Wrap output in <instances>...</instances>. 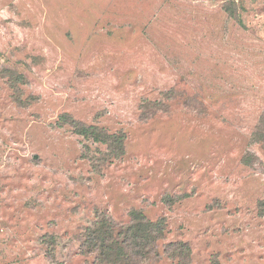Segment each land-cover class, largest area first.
Listing matches in <instances>:
<instances>
[{"label": "rangeland", "instance_id": "1", "mask_svg": "<svg viewBox=\"0 0 264 264\" xmlns=\"http://www.w3.org/2000/svg\"><path fill=\"white\" fill-rule=\"evenodd\" d=\"M133 209L145 264H264V0H0V264H98Z\"/></svg>", "mask_w": 264, "mask_h": 264}, {"label": "trees", "instance_id": "2", "mask_svg": "<svg viewBox=\"0 0 264 264\" xmlns=\"http://www.w3.org/2000/svg\"><path fill=\"white\" fill-rule=\"evenodd\" d=\"M13 71L10 69L9 73ZM155 102L154 108L162 109V103ZM63 116H65L64 119L67 118L73 123L79 134L93 137L100 142L106 141L111 151L121 150L122 152L123 135L97 131V129L79 125L68 114ZM258 137L259 134L254 136L256 141ZM243 161L250 163L249 156L245 155ZM129 216V222L121 223L112 219L104 211L101 212L92 225L81 234V253L95 254V261L98 264H145L147 259L159 254V245L166 231L164 218L152 220L141 209L131 210ZM50 241L54 243L53 239ZM164 248L167 255L177 259L180 264L191 262L192 251L189 245L180 241L168 242L165 243Z\"/></svg>", "mask_w": 264, "mask_h": 264}]
</instances>
